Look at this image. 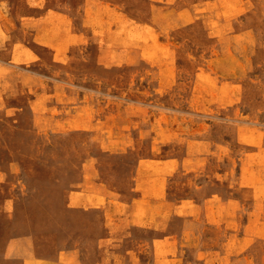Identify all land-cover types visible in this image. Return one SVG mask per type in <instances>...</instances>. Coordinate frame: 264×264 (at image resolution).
Wrapping results in <instances>:
<instances>
[{
	"label": "rangeland",
	"instance_id": "374dc122",
	"mask_svg": "<svg viewBox=\"0 0 264 264\" xmlns=\"http://www.w3.org/2000/svg\"><path fill=\"white\" fill-rule=\"evenodd\" d=\"M25 260L264 264V0H0V264Z\"/></svg>",
	"mask_w": 264,
	"mask_h": 264
},
{
	"label": "crops",
	"instance_id": "0c3cea01",
	"mask_svg": "<svg viewBox=\"0 0 264 264\" xmlns=\"http://www.w3.org/2000/svg\"><path fill=\"white\" fill-rule=\"evenodd\" d=\"M25 261L33 262V263H35V264H38V263H39V261H32V260H25ZM43 262H45V261L43 260ZM24 264H25V263H24ZM26 264H27V262H26Z\"/></svg>",
	"mask_w": 264,
	"mask_h": 264
}]
</instances>
